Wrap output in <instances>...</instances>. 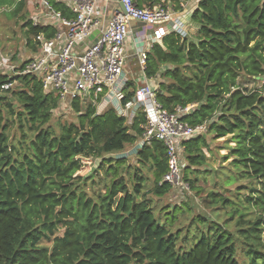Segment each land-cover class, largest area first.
Instances as JSON below:
<instances>
[{
    "label": "trees",
    "instance_id": "trees-1",
    "mask_svg": "<svg viewBox=\"0 0 264 264\" xmlns=\"http://www.w3.org/2000/svg\"><path fill=\"white\" fill-rule=\"evenodd\" d=\"M189 1L134 0L138 7L162 4L174 10ZM54 6L73 16L63 4ZM24 7L18 0L11 13ZM189 20L193 35L167 32L151 46L145 75L158 79L156 98L163 108L172 112L194 105L182 121L204 124L212 139H223L222 163L235 171L226 180L249 179L258 186L239 199L243 210L236 220V211L229 218L233 229L198 215L191 222H204L203 227L190 233L191 222L184 231L171 229L173 211H165L170 214L165 222L155 218L147 196L174 189L163 181L168 168L161 141L145 142L136 152L138 162L151 170L149 188L141 167L130 171L126 157L105 158L137 142L145 122L141 109L128 125L113 108L97 113L94 105L83 108L76 99L71 109L77 120L55 129L50 121L58 95L46 92L33 73L1 71L0 264H264V0H198ZM22 25L34 51L37 35L51 38L57 30L30 19ZM248 80L260 85L248 88ZM4 83L11 86L2 89ZM136 87L133 80L126 82L122 105ZM15 119L18 145L9 135ZM201 133L183 144L182 180L190 188L195 182L188 177L190 166L206 161L208 142ZM87 158L101 159L97 169L85 177L76 174ZM99 172L102 188L95 180ZM226 196L210 190L206 197L226 206Z\"/></svg>",
    "mask_w": 264,
    "mask_h": 264
},
{
    "label": "built area",
    "instance_id": "built-area-1",
    "mask_svg": "<svg viewBox=\"0 0 264 264\" xmlns=\"http://www.w3.org/2000/svg\"><path fill=\"white\" fill-rule=\"evenodd\" d=\"M34 12L40 11L42 22L33 24L61 27L53 37L37 35L38 50L24 67L13 66L8 58L0 56V68L14 74H35L46 92L54 91L59 104L71 107L74 100H89L95 107L111 105L119 115L131 120L138 109L144 113L145 122L139 144L152 139L163 143L167 155V172L163 181L171 185L182 184L183 144L202 132L204 124L190 126L181 117L190 113L194 105L177 106L169 112L158 102L156 88L158 79L145 75L147 53L167 32L187 36L185 17H178L171 6L158 4L138 7L134 0H117L107 27L95 41L85 43L99 26L97 5L100 0H24ZM54 3L63 4L73 16H65ZM122 5V7H120ZM185 6V5H184ZM132 22L143 24L134 44V54L139 66V85L131 101L121 104L126 80H121L126 64V42L132 32ZM164 25L146 34V28ZM83 44V47L81 45ZM10 83L1 85L7 89ZM62 102V103H60ZM59 106V105H58ZM134 109V112H133ZM126 117V118H127Z\"/></svg>",
    "mask_w": 264,
    "mask_h": 264
},
{
    "label": "rangeland",
    "instance_id": "rangeland-1",
    "mask_svg": "<svg viewBox=\"0 0 264 264\" xmlns=\"http://www.w3.org/2000/svg\"><path fill=\"white\" fill-rule=\"evenodd\" d=\"M18 0H0V56L4 58H8L10 60V64L13 66H20L23 62L32 58L38 50L36 47V51H34L33 46L34 41L31 39V44L28 45L26 38V27H23V23L30 19L32 22L40 23L42 22L40 11L34 12V8L28 6L25 3V7L17 14L14 15L11 13L13 11L14 5ZM192 0L189 1V3ZM195 0L193 1V5L189 6L187 12L189 10H193ZM191 4V3H190ZM191 13V12H190ZM25 16L23 19L21 16ZM186 32L188 34H192L195 32V27L190 23L189 18L186 21ZM146 33V32H145ZM193 37V36H192ZM31 38V37H30ZM134 70L139 71V66L137 63L135 64ZM6 72V69L0 68V72ZM257 79V78H256ZM241 80V79H240ZM249 81V80H248ZM247 82V81H245ZM261 83V82H260ZM255 85L254 82H248V88H252ZM83 100V99H82ZM81 100V101H82ZM89 100H85L82 102L83 108L88 105ZM62 103V102H60ZM16 104V103H15ZM65 104H59L58 108L53 111V116L50 121V125L57 129L58 124L65 122H75L76 115L74 111L69 106H64ZM102 106H96V112L101 113ZM134 112V109H133ZM127 117V116H126ZM131 119L129 117L126 118V123L129 125ZM205 129L202 131L208 142L207 149H204L206 154V161L204 164L200 166H190V170L188 173V177L192 180L194 179V187L190 188L188 184L182 180V184L178 186H174V189L171 190L167 195L158 197L152 194L147 196L148 199L151 200V204L153 205L155 218L158 219L161 223L165 222V218H168L170 214H164L165 211H173L175 212L176 218L171 226L172 230H176L177 228H181L180 231H184L185 227H187L191 220L196 216H204L210 221H217L223 225L228 224L231 229H233V220H236L237 214L239 211H242V206L239 205V199L242 201L245 199V195L251 194L250 188L254 186V188H258L256 183L249 179H239L233 181L227 179L226 175L234 174L235 171L228 163H222V155L226 153V149L223 148V139H212V134L206 131ZM20 129L18 128L17 119H15V123L9 128V135L12 138L13 142L18 145L20 139ZM140 140V137L138 138ZM140 148L139 141L135 142L132 145H127L120 152L112 153L105 155V158H121L126 157L123 164L126 166L130 164L132 171L134 168L141 167L143 175L147 177L146 188H149L152 185L153 177L151 170L147 167V165H141L138 162L136 152L137 149ZM185 154L182 151L181 159L182 166L185 167L186 162L184 158ZM101 159L98 158H87L83 160V167L76 174H81L88 176L92 172L97 169L99 166ZM123 171V170H121ZM183 173V171H182ZM75 174V175H76ZM74 175V176H75ZM102 173H97L95 176V180L99 188H102ZM230 184H223L224 181ZM100 181V183L98 182ZM240 186H244L243 188H239ZM91 192V188L87 187ZM210 190L219 191L224 193L227 197L229 204L226 206H221L220 202L217 203H209L207 199V194ZM162 208L160 209V207ZM164 206V208H163ZM244 206V204H243ZM252 212L255 211V208L252 207ZM236 211V215H234L233 220H229L232 216V213ZM172 214V213H171ZM228 220V222H224ZM204 222L193 221L191 222V227L189 228L190 233H194L198 228H202ZM64 228H60L58 231L59 235H62ZM43 244H49L42 242ZM238 260L245 262L246 259L238 254Z\"/></svg>",
    "mask_w": 264,
    "mask_h": 264
},
{
    "label": "crops",
    "instance_id": "crops-1",
    "mask_svg": "<svg viewBox=\"0 0 264 264\" xmlns=\"http://www.w3.org/2000/svg\"><path fill=\"white\" fill-rule=\"evenodd\" d=\"M193 1L192 0L190 3L187 2L184 5V9L182 10H174V12L177 14L178 17H185L186 19L189 18V14L191 12V10H189L190 12H187V9L189 6L193 5ZM198 0H195L194 3V7L196 6ZM119 8V3L117 2V0H100L98 2L97 5V16L100 19V23L99 26H97V28L94 29V31L92 32V34L90 35V37L85 40V43H89L90 41H93V39H95L102 30H104L109 22L110 16L112 14V12ZM164 25H156L155 27H151L148 29L146 28V34H150L154 29L158 28V27H163ZM143 24H140L139 22H132V32L128 35L127 38V42H126V54H127V58H126V64H125V68H124V73L122 75L121 80H133L136 83V86H138L139 84V71L138 70H134L133 68H135V64L137 63L136 60V56H135V52H134V44L136 43L135 41L137 40L135 36H137V34L139 33L140 30H142ZM58 29H61V27H57ZM81 47H83V44L81 45Z\"/></svg>",
    "mask_w": 264,
    "mask_h": 264
},
{
    "label": "clouds",
    "instance_id": "clouds-1",
    "mask_svg": "<svg viewBox=\"0 0 264 264\" xmlns=\"http://www.w3.org/2000/svg\"><path fill=\"white\" fill-rule=\"evenodd\" d=\"M131 101V100H130ZM124 105V104H123ZM113 108L114 110H115V108L113 107V106H111V105H109V106H107L106 108ZM106 108H104V109H106ZM104 109H102V111L104 110ZM116 111V110H115ZM117 113V112H116ZM118 114V113H117ZM119 115V114H118ZM123 116V115H122ZM125 118H126V116H124ZM205 127H206V125H205ZM205 129V128H204ZM201 133V132H200ZM141 137V136H140ZM137 141H140L139 139L137 140ZM141 146V145H140Z\"/></svg>",
    "mask_w": 264,
    "mask_h": 264
},
{
    "label": "water",
    "instance_id": "water-1",
    "mask_svg": "<svg viewBox=\"0 0 264 264\" xmlns=\"http://www.w3.org/2000/svg\"><path fill=\"white\" fill-rule=\"evenodd\" d=\"M120 7H122V5H121ZM89 37H90V36H89ZM93 41H95V39H93Z\"/></svg>",
    "mask_w": 264,
    "mask_h": 264
}]
</instances>
